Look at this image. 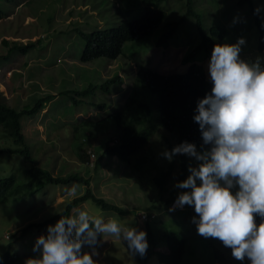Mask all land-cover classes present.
<instances>
[{
	"label": "rangeland",
	"instance_id": "obj_1",
	"mask_svg": "<svg viewBox=\"0 0 264 264\" xmlns=\"http://www.w3.org/2000/svg\"><path fill=\"white\" fill-rule=\"evenodd\" d=\"M252 3L255 6L264 5V0H252ZM8 4V11L0 19V57L8 55L14 42H36L37 47L34 51L30 50L27 56L16 54L8 61L0 60V92L8 104L18 110L32 107L39 99L54 93L61 94L42 112L22 119L29 146L36 149L38 165L54 176L79 174L86 179L91 177L89 189L93 194L122 208L124 214L103 211L92 201L80 202L70 212H66L88 190V186L80 182L48 185L38 193L21 192L0 203V264L5 253L18 254L21 260L15 264H24L26 258L37 256L38 253L32 251L35 239L46 233L48 224L54 223L60 215L73 214L75 209L86 210L92 216L105 219L112 217L122 225L147 230L146 223L141 222L136 212L149 209L154 202L160 204L159 188L153 183L154 174L169 172V191L173 189L179 193L187 190L174 187L182 173L181 163L177 159L179 154L172 161L160 155L165 148L169 150L166 142L172 145L179 143L178 134L163 128L156 129L148 145L133 158V161L136 158L138 160L134 162L136 165L132 163L135 169L132 170L129 164L105 155L106 145L119 136V128L115 120L105 125L102 123L91 133L96 137L95 142L83 152L84 155L93 152L102 155L98 170L90 167L88 174L86 166L78 158L82 149H76L72 123L80 125L83 116L96 121V115L102 114L98 105H107L108 112L117 106V88L108 92L102 86L106 80L118 74L123 76V88L128 90L130 83L141 88L136 75L141 65L164 75L186 73L190 64L183 62L184 56L201 40L195 17L188 18L178 26L169 40L168 48L156 45L166 31V24L185 15L186 0L161 2L159 7L167 13L162 24L150 37L127 42L122 55L117 59L99 58L86 63L80 59L86 40L77 30H104L116 27L124 20L139 18L145 10L144 0H10ZM193 6L202 18L205 31L211 26L224 27L229 33L223 43L235 42L240 36L245 37L246 43L240 53L242 58H264V53L257 51L260 32L248 3L239 5V0H193ZM234 16L240 17L236 23L232 22ZM259 16L262 21L264 9ZM3 40L10 45L5 46ZM198 54L204 56L198 61L207 68L205 56L208 53L203 51ZM261 63H264V59ZM89 87H93V90L87 96L78 95L79 91ZM141 96L149 103H158V97L146 90L142 91ZM130 97H133L132 90ZM142 118L133 109L125 115L127 124H134L139 129L146 126ZM4 146H8V143L0 137V149ZM1 161L2 177L11 176L15 170L26 165L23 158L17 159L15 155H0ZM190 163L195 165L198 162L187 156V170ZM13 164H20V167L16 168ZM171 165L173 167L170 172ZM156 213L157 218L149 223L155 234L156 250H165L163 236L166 230L175 231L186 239L185 253L180 264L241 262L234 259L230 248L225 247L217 238H205L197 234L196 226L191 222V217L197 214L191 206L183 212L165 210ZM142 214L143 211H140ZM30 224L29 231L18 238L17 234ZM82 251L90 249L83 246ZM98 252L99 255L93 258L99 264H162L155 254L146 263L139 262L137 255H129L126 244L114 236L101 238Z\"/></svg>",
	"mask_w": 264,
	"mask_h": 264
},
{
	"label": "clouds",
	"instance_id": "obj_2",
	"mask_svg": "<svg viewBox=\"0 0 264 264\" xmlns=\"http://www.w3.org/2000/svg\"><path fill=\"white\" fill-rule=\"evenodd\" d=\"M262 9L264 5H257L254 14ZM239 19L234 16L232 22ZM261 26L264 27V19ZM245 43V37L240 36L235 42L214 44L210 55L206 54L210 57L206 77L212 87L197 99L193 115L202 137L201 148L198 150L195 143L185 140L160 153L168 161L177 154H186L198 163H190L187 177L175 182L174 187L187 190L179 192L163 211H187L191 206L197 214L191 217L197 234L217 238L230 248L236 260L264 264V58H242ZM262 50L264 53V44ZM116 78L121 84H116ZM110 80L114 82L106 89ZM123 80L118 74L106 80L102 89L110 92L117 88L115 97L119 98L126 91ZM89 155H85L84 164L88 174L92 161L96 163L95 171L102 162L99 164L100 154ZM88 201L91 200L81 202ZM140 211L144 214L140 215ZM140 211L136 215L143 223L158 216L156 211ZM106 236L121 240L131 256H144L148 248L143 228L75 209L73 214L60 215L47 225L46 233L39 235L32 246L38 255L26 258L24 264H99L93 257L99 255L98 245ZM163 242L167 251L166 241ZM83 246L90 251H82Z\"/></svg>",
	"mask_w": 264,
	"mask_h": 264
},
{
	"label": "trees",
	"instance_id": "obj_3",
	"mask_svg": "<svg viewBox=\"0 0 264 264\" xmlns=\"http://www.w3.org/2000/svg\"><path fill=\"white\" fill-rule=\"evenodd\" d=\"M9 1L10 0H0V19L3 18L8 11ZM163 1L167 0H144L146 6L142 16L133 20H124L116 27L104 30L98 29L92 32L77 30L86 40L80 58L81 61L86 63L99 58L115 60L122 55L123 47L127 42L150 37L167 16L166 11L159 7V4ZM3 2H5L4 6ZM246 3L249 4L255 23L259 27L258 50L263 51L264 27L261 26L259 14H254L253 10L256 6L252 3V0H239V5H244ZM190 17H195L197 20L201 40L186 56H184L185 59L183 62L190 64L186 73L164 75L150 67L141 65L137 68L136 72L141 88L132 86V83H130L129 89L118 98L117 106L111 111H107V105L104 107V105L101 104L97 107L100 113L101 111L103 112L100 115H96V121H93V119L81 118V120H83L80 125H74L75 122L72 123V135L77 147L76 149L77 151L82 149L80 151V154H82L78 155V158L83 164L86 163L87 158V156L83 154L85 148H90V145L92 142H95L96 139L91 133L98 129L100 124L103 123V125H105L112 120H115L117 123L119 136L112 143L106 145L104 153L109 158L116 157L124 163L129 164L132 170H135L132 167V163L134 164V162L138 160V158H136V160L133 161V158L141 153L148 145L156 129L163 128L170 133L176 132L179 136V143L187 140L195 143L197 149L201 148L202 137L198 123L193 120L194 109L196 108L197 99L202 98L206 92L210 91L212 84L206 77L205 69L196 60L204 57L203 55L199 56L198 53L200 52L202 54L203 51H205L210 55L213 45L216 43H223L229 31L221 26H211L205 31L201 16L194 10L193 0H186L185 15L177 21L166 24V31L161 35L156 45L158 47L164 46L168 48L169 40L172 39L178 26ZM3 44L5 46L10 45L6 40H3ZM12 44L13 46L10 47L9 53H7L8 55L1 56L0 60L8 61L12 55L16 54L27 56L30 50L34 51L37 47L36 42H29L27 44L14 42ZM113 82L114 80L108 81L106 83V89H109ZM116 84H121L120 79L117 80ZM131 90L133 92V97H130ZM145 90L157 96L158 103H149L146 98L142 97L141 93ZM90 92H92L91 89H84L83 91H79L78 95L87 96ZM59 95L61 94L54 93V95L39 99L32 107H24L22 110H18L11 107L6 97L0 92V137L4 138V142L8 143V146H4L0 149V155H15L17 159H20V157L23 158L26 163L21 169L15 170L11 176H0V203L6 202L10 197L16 196L21 192L38 193L48 185H61L71 182H80L86 186L90 184L91 178L86 179L79 174L66 177L62 175L53 176L51 172L39 166L36 160L38 159L36 149H32L29 146L28 138L24 134L22 119L28 116H35L37 113L42 112L48 108L50 102ZM137 106H139V108L136 109ZM130 109H133L135 113L143 116L142 120L146 121V126L144 128L139 129L134 124H127L125 115ZM90 135L92 136L90 137ZM166 143H168L169 150H171L174 145L169 142ZM82 145H86L87 147ZM204 147L206 148L208 146L204 145ZM177 159H179L182 167L179 180H183L188 175L187 155L179 154V158ZM101 160L102 155L99 157V164ZM0 163L2 164V161ZM172 163L174 164V162ZM13 165L16 168L20 167V164ZM172 167L173 165L170 166V172ZM158 173L154 174L153 183L159 188L160 204H154V202L148 210L161 212L169 208L171 202L178 193L173 189L169 191V172L160 171ZM36 186L37 190H35ZM87 200H91L103 211L124 214L122 208L97 198L89 189L84 196L75 200L66 212H70L78 202ZM148 218H150V216H148ZM259 220L260 218L257 217V222H259ZM150 222L151 221L148 220L145 222L148 248L144 256L137 254V260L141 263H146L150 257L155 254L157 255L158 261L162 264H180L185 253L186 239L175 231L166 230L163 240L166 241L168 250L158 251L154 244L155 234L149 225ZM30 227L31 224L27 228L21 230V232L17 234V237L20 238L24 236L29 231ZM20 260L21 258L18 254L5 253L1 264H15ZM238 264H247V262L244 260Z\"/></svg>",
	"mask_w": 264,
	"mask_h": 264
},
{
	"label": "crops",
	"instance_id": "obj_4",
	"mask_svg": "<svg viewBox=\"0 0 264 264\" xmlns=\"http://www.w3.org/2000/svg\"><path fill=\"white\" fill-rule=\"evenodd\" d=\"M257 51H259L258 50V48H257ZM205 58H206V61L208 62V60H209V56H205ZM197 62H198V60H196ZM204 68H205V70H206V74H207V76H208V72H207V68L204 66Z\"/></svg>",
	"mask_w": 264,
	"mask_h": 264
},
{
	"label": "built area",
	"instance_id": "obj_5",
	"mask_svg": "<svg viewBox=\"0 0 264 264\" xmlns=\"http://www.w3.org/2000/svg\"><path fill=\"white\" fill-rule=\"evenodd\" d=\"M263 44H264V41H263ZM90 166H91L92 168H95V166H96L95 161H92V163L90 164ZM142 217L144 218L145 216L143 215Z\"/></svg>",
	"mask_w": 264,
	"mask_h": 264
}]
</instances>
